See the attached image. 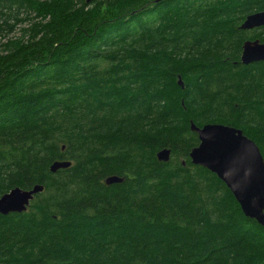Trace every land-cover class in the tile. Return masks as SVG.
<instances>
[{
	"label": "trees",
	"instance_id": "obj_1",
	"mask_svg": "<svg viewBox=\"0 0 264 264\" xmlns=\"http://www.w3.org/2000/svg\"><path fill=\"white\" fill-rule=\"evenodd\" d=\"M261 11L264 0H0V196L45 189L0 215V264H264V226L190 160L191 123L240 129L264 158V62H241L264 27L240 30ZM54 161L72 166L52 174Z\"/></svg>",
	"mask_w": 264,
	"mask_h": 264
},
{
	"label": "water",
	"instance_id": "obj_2",
	"mask_svg": "<svg viewBox=\"0 0 264 264\" xmlns=\"http://www.w3.org/2000/svg\"><path fill=\"white\" fill-rule=\"evenodd\" d=\"M262 27L264 11L248 15L240 30L252 31ZM241 62L243 65L264 62V43L259 40L244 42ZM178 85L184 89L181 78ZM191 131L199 138V145L190 153L191 163L215 174L231 191L245 217L264 226V158L259 147L242 130L221 124L198 127L191 123ZM171 154L170 149L160 150L157 159L168 163ZM71 166L69 161H54L50 172L56 174ZM123 182L124 179L118 176L105 180L108 186ZM44 190V186L36 185L31 190L15 188L0 196V215L27 212L35 196L42 194Z\"/></svg>",
	"mask_w": 264,
	"mask_h": 264
},
{
	"label": "rangeland",
	"instance_id": "obj_3",
	"mask_svg": "<svg viewBox=\"0 0 264 264\" xmlns=\"http://www.w3.org/2000/svg\"><path fill=\"white\" fill-rule=\"evenodd\" d=\"M254 31V30H253ZM253 31H248L249 33L253 32ZM19 31H16L14 34L11 35V37H14V36H18L19 34Z\"/></svg>",
	"mask_w": 264,
	"mask_h": 264
}]
</instances>
